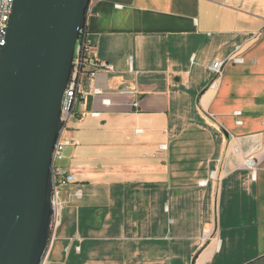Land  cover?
<instances>
[{"label": "crops", "instance_id": "0c3cea01", "mask_svg": "<svg viewBox=\"0 0 264 264\" xmlns=\"http://www.w3.org/2000/svg\"><path fill=\"white\" fill-rule=\"evenodd\" d=\"M85 42L44 264H264V0H92Z\"/></svg>", "mask_w": 264, "mask_h": 264}, {"label": "water", "instance_id": "95a60500", "mask_svg": "<svg viewBox=\"0 0 264 264\" xmlns=\"http://www.w3.org/2000/svg\"><path fill=\"white\" fill-rule=\"evenodd\" d=\"M92 0H15L0 47V264H43L53 153Z\"/></svg>", "mask_w": 264, "mask_h": 264}, {"label": "built area", "instance_id": "2783aa9c", "mask_svg": "<svg viewBox=\"0 0 264 264\" xmlns=\"http://www.w3.org/2000/svg\"><path fill=\"white\" fill-rule=\"evenodd\" d=\"M15 0H0V47L4 46L6 43L8 22L12 14V8ZM92 51L87 46L85 42V31L83 37L78 41L76 48V55L74 59V68L71 76V80L66 89L63 103H62V116L61 120L64 125L61 135L56 144L53 153L52 171H53V197H52V239L50 245L46 251V256L48 255L50 249L53 246L55 240V234L62 223V210L64 203L61 200V188L66 187L69 184L74 183L75 177L71 173H67L62 170L60 166L57 165L58 161L64 159V150L66 147V141L64 140V133L68 129L71 120L74 117V108L79 98L85 97L86 94L81 91L82 78L84 75H88L90 78H94L97 72L101 70H110L111 67L108 64L100 63L94 60L92 57ZM235 63H242L243 59L241 57H236L233 59ZM224 63L214 62L212 69L215 71L218 77L223 75ZM101 91L95 90V94H100ZM94 116H98L97 113H93ZM253 161L251 160L250 164Z\"/></svg>", "mask_w": 264, "mask_h": 264}, {"label": "rangeland", "instance_id": "374dc122", "mask_svg": "<svg viewBox=\"0 0 264 264\" xmlns=\"http://www.w3.org/2000/svg\"><path fill=\"white\" fill-rule=\"evenodd\" d=\"M70 125H71V123H70ZM69 128H71V127H69ZM64 139H66V140L68 139V131L65 132ZM65 164H66V162L64 159L62 161L57 162V165L60 166L61 168H63L64 170H65V168H64ZM70 188H71V186H66V187L61 188V200L64 203L63 210H62V224H63L62 227H64V225L66 224V220H67L66 214H67V205L68 204L65 201L69 199L68 195L70 193L69 192ZM61 229H63V228H61ZM61 229H59L58 233L61 231Z\"/></svg>", "mask_w": 264, "mask_h": 264}]
</instances>
